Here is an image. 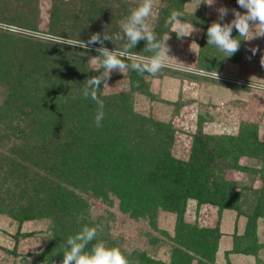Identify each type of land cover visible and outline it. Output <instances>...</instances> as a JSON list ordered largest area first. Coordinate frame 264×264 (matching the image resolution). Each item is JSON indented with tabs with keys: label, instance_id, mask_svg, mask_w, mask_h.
Here are the masks:
<instances>
[{
	"label": "rangeland",
	"instance_id": "rangeland-1",
	"mask_svg": "<svg viewBox=\"0 0 264 264\" xmlns=\"http://www.w3.org/2000/svg\"><path fill=\"white\" fill-rule=\"evenodd\" d=\"M89 1L0 0V23L85 42L92 34L100 33L110 38L104 40L110 50L123 48L127 40L115 39L121 34L119 23L139 0H96L94 6ZM209 3L153 0V15L148 22L154 29L161 10L175 4L182 9L183 19L192 24L198 13L199 17L217 21L216 10L220 7L245 11L236 0ZM54 6L59 11L52 20ZM81 8L96 21L90 24ZM232 19L229 12L223 22ZM193 26L200 31L188 37H178L169 27L170 33L160 40L169 35L168 55L176 61H166L168 66L156 76L145 72L141 75L143 81L133 86L129 76L132 71H113L108 76L91 64L89 58L98 54L94 49L99 44L90 46L92 54L71 51L64 58L52 50V54L41 53L56 44L0 29L8 37V45L15 46L16 65L20 63L25 74L33 75L23 85L12 84L21 99L0 83V264H50L49 256L58 261V256L63 258L67 237L84 225L97 228L93 244L102 240L108 247H118L129 264H199V256L192 252L186 238L192 226L218 230L216 252L212 260L203 259L206 264H264L263 217L255 220V252L240 251L250 239L243 237L244 214L254 207L253 192H264V163L259 158L246 154L235 157L236 150H232L226 157L214 158L219 163L212 162L207 168L208 173H216L219 187L229 190L232 184L239 191L241 215L193 199H186L181 212L177 207L159 204L157 194L135 205L132 200L122 202L119 194L130 196L133 190L124 188L122 178L116 181L115 167L100 158L105 149H97L101 139L106 141V135L113 138L120 124L128 142L122 152L131 150L133 157L139 153L138 158L146 162L158 159L159 170V164L167 159L184 165L189 162L192 137L199 129L209 136H236L241 125L252 124L257 139L264 142V66L260 52L253 55L250 51L257 47L264 50V36L246 41L247 37H239L233 29L232 36L241 40L242 47L226 57L213 46L202 48L201 42L206 43L207 36L202 28ZM27 41L33 43L28 45ZM203 57L212 60V68L198 67V59ZM11 58L9 51L5 62ZM29 67L35 72L28 73ZM94 71L107 83L98 93L105 113L100 127L94 124L95 101L82 96L84 81ZM55 76L59 77L57 86L59 81L63 83L57 88L48 78ZM23 97L31 102L20 106ZM34 97L38 102L34 103ZM11 126L22 132L21 138L9 133ZM120 146L114 143L115 150ZM209 150L216 154L213 142ZM216 164L217 170L213 169ZM262 167L261 174L257 170ZM182 183L180 180L174 184ZM26 206L33 219L19 223L12 218L14 211L10 209Z\"/></svg>",
	"mask_w": 264,
	"mask_h": 264
},
{
	"label": "trees",
	"instance_id": "trees-1",
	"mask_svg": "<svg viewBox=\"0 0 264 264\" xmlns=\"http://www.w3.org/2000/svg\"><path fill=\"white\" fill-rule=\"evenodd\" d=\"M95 1L96 0H90V5L94 6ZM23 4H29V1H23ZM52 9L53 10L51 11L52 13L50 16L53 20L55 13L59 11V8H56V6H54ZM171 10L181 11L182 9H180V7L175 4L171 6V9L163 8L161 10L157 25L153 29L158 39H160L162 35L170 33L169 27H166V21L172 12ZM81 13L84 14L85 18L90 21V24L96 21V18L91 20L92 14L87 15V9L84 10L81 8ZM213 21L216 20H208L203 16L199 17L198 13L194 16L192 22H194L193 24L197 27L203 29L204 37H206L207 28ZM172 36L175 35L172 34ZM7 40L8 37L5 34L0 33V83L2 85H6L7 89L10 90L11 93H15V95H17L13 85H23L28 77H32L33 75L25 74L24 70H21L20 63H17L16 65L15 62L17 59L14 53L15 51L12 49L15 46H9ZM27 43L29 45L33 42L27 41ZM138 44L139 47H133V52L137 50L143 55H152V53L145 51V41L141 40L138 42ZM240 44L242 47V42ZM103 46L107 47L110 45H108L107 42H104ZM201 47L210 48V46L207 45V42L204 43L203 41L201 42ZM51 50L60 56H64V58H66V56H68L71 51H81L85 54H92V49H88L86 51L85 49L74 47L72 45H56V47L55 45L50 46L49 48L42 50L41 53L48 52L49 54H52ZM9 51L10 53H12V58L8 63H6L5 55H7ZM202 54L203 52L201 51L200 56H203ZM36 58L38 59V57ZM198 61L200 62L198 67L205 69L212 68L209 65L213 63L211 59L203 57L202 59H198ZM125 62L130 63V61ZM28 70V73L35 72L32 67H29ZM128 70H130V72L132 71L129 75L130 79L133 80V83L131 84L132 86L134 82L143 81V78H141V74L132 70L131 68H129ZM98 74L99 72L94 71L88 77L98 76ZM48 78L50 84H55V88L63 85V83L59 81V86H57V79H59L58 76ZM132 86L131 89L133 90ZM17 96L18 98L20 97L19 95ZM34 98V103L38 102V100H36V97ZM19 102L20 106H24L25 102L30 103L31 99L23 97L22 100H19ZM122 102L123 105L126 103L125 101ZM54 103L55 102H53V104ZM199 127L200 126H198V128ZM122 129V124H120L118 129L113 132V138L110 135H106V137L104 138L106 139V141L101 139L100 143L97 144V149H105V151H102V155L100 157L101 160L105 161L106 163L110 162L115 167L116 181L122 178V181L124 182V188H130L131 190H133L130 196H126V193L119 194L122 202L132 200V203H134L133 205H135L136 202H139L140 200L147 201L146 199H151L154 194H157L159 196L157 201L159 204L163 206L171 205L173 208L177 207L181 212L184 209L186 199H193L196 200L198 204L204 201H208L209 203L218 206L220 210L223 208L233 209L236 210L237 214L241 215V211L238 206V201L241 197L239 191H235L232 184H230L232 188H230L229 190H226V188L224 189L223 186L219 187L217 183L216 173H213L211 171L208 173L207 168L209 167L210 163L215 162L213 161L214 158L221 156L226 157L227 154H230V151L232 150H236L235 157L243 156L246 154L251 158H259L264 163V142L257 139L256 128L254 125H241L236 136H209L202 134L199 129L197 133L192 137V153L189 162L184 165L181 161L167 159L164 164H159L162 165L161 170L157 169L158 159H153L146 162L147 159L143 158L140 160L138 158L139 153L133 157L131 150L122 152L123 148H125L126 144L128 143L124 138L125 136L123 135V131H121ZM9 133L16 139L21 138L22 136L20 135L22 134V132L20 133V131L16 129L15 126H11ZM115 142H119L121 144V146L117 150L114 149ZM211 142H213V145L216 146L217 152L216 150H214L216 154H213L212 150H209V144ZM138 160H140L141 162H139ZM149 162L151 163L149 164ZM215 163L218 164L219 161ZM217 164L213 169L217 170ZM262 169L263 167L257 170V172H260L262 174ZM132 173L134 174L133 176ZM141 175L144 176V179H142ZM126 176L133 178L129 180ZM180 180L183 182L181 185L178 186V184H174L179 183ZM169 185H172V187ZM160 188H163V190L159 192L158 189ZM253 197L254 207L251 209L250 213L244 214V216L246 217V223L243 237H250V239L248 240L249 243L241 248L240 251L242 253H254L257 249L258 246L256 245L257 242L254 235L255 220L257 217L264 218V192H259L257 194V192L254 191ZM178 205L180 208L178 207ZM27 207L28 206L21 209H10L14 211V213L11 215L12 218L19 223L29 219H33L30 211H26ZM178 222L180 224L179 219ZM188 233L190 235H187L186 238H188L191 242L190 245L192 252L199 256L198 263L206 264L203 259L212 260L216 252L217 240L219 237L217 228L197 229L196 227L192 226L191 228H189ZM58 257L60 260H58L59 263L56 258L52 256L47 257V261L50 262V264H52V262L54 264H61L62 257ZM187 258L188 257L186 256V263L188 261Z\"/></svg>",
	"mask_w": 264,
	"mask_h": 264
},
{
	"label": "clouds",
	"instance_id": "clouds-1",
	"mask_svg": "<svg viewBox=\"0 0 264 264\" xmlns=\"http://www.w3.org/2000/svg\"><path fill=\"white\" fill-rule=\"evenodd\" d=\"M213 2L214 0H210L208 5H212ZM236 3L245 11L240 12L236 9L230 10L225 7L218 8L216 10L218 20L213 21L206 31L207 45L225 53L226 57L234 55L241 46V40L232 36L233 29L238 32L239 37H247L246 41L264 36V0H236ZM229 12H231L233 19L228 23H223ZM152 15L153 0H139V4L132 8L129 15L120 21L121 34L115 36L116 40L126 39L128 43L121 49L113 50L103 46L104 40L110 41V38L101 36L99 33L92 34L89 40L85 42L80 39L68 40L61 35L42 33L4 23H0V29L17 35H26L36 40L50 42L51 44L72 45L86 51L90 46L99 44L100 47L94 49L98 54L90 57L89 60L97 69L105 70L108 76L113 71L122 73L129 68L141 75L146 72L151 76H156L163 68L168 66L166 61L174 58L168 55L170 49L166 46L169 35L161 41L148 22L149 17ZM166 27H170L172 32L178 37H188L200 31L191 22H186L183 19V13L177 10L171 12L166 21ZM141 40L145 41V51L152 53V55L145 56L132 51L133 47ZM250 51L253 55L258 51L260 52V63L264 66V50H260L257 47L250 49ZM125 61H130V63ZM214 75L217 79V72ZM101 85L107 86L106 78L103 75L92 76L84 81L82 88V96L85 99L91 98L97 105L94 116L96 127L101 126L105 116L104 103L98 95ZM96 236V227L84 225L75 235L67 237L66 244L62 250L63 258L61 264H129L128 259L118 247H108L102 240L93 244L92 242L96 239ZM89 244L92 245L90 249H88Z\"/></svg>",
	"mask_w": 264,
	"mask_h": 264
}]
</instances>
